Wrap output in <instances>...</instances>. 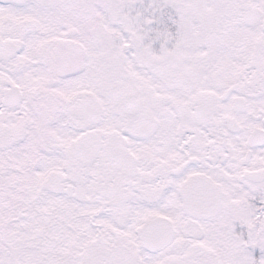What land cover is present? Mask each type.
<instances>
[{
  "label": "snow or ice",
  "instance_id": "snow-or-ice-1",
  "mask_svg": "<svg viewBox=\"0 0 264 264\" xmlns=\"http://www.w3.org/2000/svg\"><path fill=\"white\" fill-rule=\"evenodd\" d=\"M0 264H264V0H0Z\"/></svg>",
  "mask_w": 264,
  "mask_h": 264
}]
</instances>
